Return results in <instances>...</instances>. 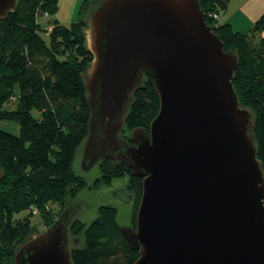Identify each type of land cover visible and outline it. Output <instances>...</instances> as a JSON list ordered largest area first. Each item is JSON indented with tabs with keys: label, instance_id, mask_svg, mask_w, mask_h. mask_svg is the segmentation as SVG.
<instances>
[{
	"label": "water",
	"instance_id": "1",
	"mask_svg": "<svg viewBox=\"0 0 264 264\" xmlns=\"http://www.w3.org/2000/svg\"><path fill=\"white\" fill-rule=\"evenodd\" d=\"M17 0H0V19ZM92 55L85 168L122 161L142 178L133 264H264V171L254 116L232 86L238 56L204 18L198 0H99L84 27ZM146 74L159 97L148 131L120 133ZM1 174V171H0ZM131 198V195H128ZM66 206L18 245L14 264H72Z\"/></svg>",
	"mask_w": 264,
	"mask_h": 264
},
{
	"label": "trees",
	"instance_id": "2",
	"mask_svg": "<svg viewBox=\"0 0 264 264\" xmlns=\"http://www.w3.org/2000/svg\"><path fill=\"white\" fill-rule=\"evenodd\" d=\"M198 2L224 50H233L238 56L232 86L240 105L253 113L257 158L264 171V93L254 89L255 84L264 82V14L250 27L251 31H262V46L247 52L244 32L211 17L213 13L219 17L230 0ZM57 11L58 0H17L15 7L0 19V106L16 95L17 106L6 114L18 124L17 134L0 127V218L8 219L0 225V264H14L16 247L33 233L26 228L20 234L11 222L13 214L34 206V214L38 211L48 227L54 218L45 207L58 202L61 208L55 215L60 214L85 184L83 177L74 172L72 161L87 134L89 108L83 74L92 55L85 44L84 21L65 26L52 19L50 29L38 22V13L50 16ZM45 32L46 39L42 35ZM243 68L253 78L252 91L241 85L240 77L237 80ZM158 108V94L146 74L134 93L120 136L128 139L134 127L148 131ZM33 111L39 115L34 116ZM98 164L100 177L95 180L96 185L128 177L134 228L142 178L133 176L122 161L106 159ZM116 214L115 207L103 205L89 224L77 218L72 221L69 235L79 238L83 234V246L70 249L72 264L134 263L138 250L124 241ZM120 257L122 262L116 260Z\"/></svg>",
	"mask_w": 264,
	"mask_h": 264
},
{
	"label": "rangeland",
	"instance_id": "3",
	"mask_svg": "<svg viewBox=\"0 0 264 264\" xmlns=\"http://www.w3.org/2000/svg\"><path fill=\"white\" fill-rule=\"evenodd\" d=\"M99 0H58V11L53 15H41L38 13V22L45 24L47 29L51 28V24L49 20L57 19L61 24L65 26H69L72 22H76L77 20H82L85 23L88 21L90 17L91 11L98 4ZM237 4V0H234L231 3L230 8L225 12L227 15H232L231 20H233L232 28L237 31L244 32L246 34V46L248 50L255 48H260L262 46L260 42V37L263 34L262 31H258V29L251 31L250 27L254 24L260 16L264 14V10L258 13V17L252 20V23L247 20L243 14L234 9ZM81 6V8H80ZM223 11H220V16L222 17ZM251 23V25H250ZM50 24V25H48ZM250 25V27H249ZM248 30V32H247ZM246 31V32H245ZM46 32L42 33L43 37L46 39ZM244 70V73H243ZM240 75V76H239ZM237 74V80L240 77V83L244 86L245 89L252 91V84L250 82L253 81L251 75L245 72V69H241V72ZM255 91H260L258 93H264V82L260 81L259 85L255 84ZM16 95L12 96L10 101L5 103L3 106H0V127L14 134L18 133V124H16L13 120L7 117L6 112L15 109L17 106ZM34 116H38L39 114L33 111ZM84 162V141L77 148L76 153L74 155L72 161V168L74 172L83 177L85 184L81 186V189L77 193L76 197L70 202L66 203L67 206H71L73 204L77 205V212L75 218L80 220L83 224L87 225L90 222L94 221L98 217V208L100 206H113L117 209L116 220L118 224L122 227H130L133 220V211H134V203L131 199L128 198L129 190L127 189L128 177L124 176L121 178H116L110 180L107 184H95V180L100 177L99 164L98 162L93 164L90 167L85 168L83 165ZM131 193V192H130ZM61 208L58 202L50 203L45 207L47 211L51 210V216H53L54 220L59 215H55L59 209ZM33 210V213L31 211ZM44 209V210H45ZM35 207L29 206L28 209L22 211L18 214H13V219L11 218V222L14 226H17L20 234H24L26 228L27 230L32 229L33 235L42 233L47 225L43 221V218L38 214H36ZM7 213V212H6ZM30 213V214H29ZM55 215V216H54ZM53 220V221H54ZM8 219L0 218V225L7 222ZM75 236L70 235L68 247L69 249L74 247L83 246V234L79 235L76 242H72V239ZM116 259V258H115ZM121 257L117 258L118 262L121 261Z\"/></svg>",
	"mask_w": 264,
	"mask_h": 264
},
{
	"label": "crops",
	"instance_id": "4",
	"mask_svg": "<svg viewBox=\"0 0 264 264\" xmlns=\"http://www.w3.org/2000/svg\"><path fill=\"white\" fill-rule=\"evenodd\" d=\"M234 0H230L226 10L222 13V17L219 14L218 22L219 23H230L232 26L233 20H231L232 15H227L225 12L230 8L231 3ZM234 9L241 10L240 12L243 16L252 23V20L258 17V13L264 10V0H237V4ZM250 23V25H251ZM249 25V27H250Z\"/></svg>",
	"mask_w": 264,
	"mask_h": 264
},
{
	"label": "flooded vegetation",
	"instance_id": "5",
	"mask_svg": "<svg viewBox=\"0 0 264 264\" xmlns=\"http://www.w3.org/2000/svg\"><path fill=\"white\" fill-rule=\"evenodd\" d=\"M129 193V192H128ZM129 195H131V193H129ZM131 200H132V195H131V198H130ZM133 202V201H132ZM130 227H132L133 228V226L131 225ZM73 236V235H72ZM69 238H70V235H69ZM77 238L78 237H73V238H71L72 239V242H76V240H77Z\"/></svg>",
	"mask_w": 264,
	"mask_h": 264
},
{
	"label": "built area",
	"instance_id": "6",
	"mask_svg": "<svg viewBox=\"0 0 264 264\" xmlns=\"http://www.w3.org/2000/svg\"><path fill=\"white\" fill-rule=\"evenodd\" d=\"M45 15H47V14L45 13ZM211 17H212L213 19H215V20L218 19V15H217L216 13L211 14Z\"/></svg>",
	"mask_w": 264,
	"mask_h": 264
}]
</instances>
